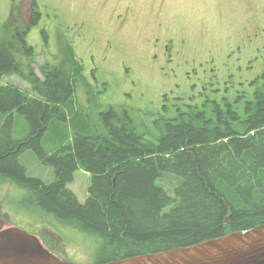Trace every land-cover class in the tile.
Returning a JSON list of instances; mask_svg holds the SVG:
<instances>
[{"label": "trees", "instance_id": "16d2710c", "mask_svg": "<svg viewBox=\"0 0 264 264\" xmlns=\"http://www.w3.org/2000/svg\"><path fill=\"white\" fill-rule=\"evenodd\" d=\"M30 9L35 22L41 13L36 0ZM28 27L9 21L0 37V79L18 75L36 93L0 85V177L25 189L26 209L96 237L97 263L190 246L264 223V72L237 87L205 83L167 101L157 114L147 113L151 123L140 109L114 107L99 111L94 121L73 105L84 77L71 44L63 63L39 67L41 78ZM66 110L75 114L77 133L67 145L47 151L49 123L65 120ZM16 113L30 127L19 139L12 134ZM28 149L54 169L53 182L28 175L19 161ZM80 168L91 174L85 202L69 187ZM166 174L179 180L172 193L160 183Z\"/></svg>", "mask_w": 264, "mask_h": 264}, {"label": "rangeland", "instance_id": "374dc122", "mask_svg": "<svg viewBox=\"0 0 264 264\" xmlns=\"http://www.w3.org/2000/svg\"><path fill=\"white\" fill-rule=\"evenodd\" d=\"M36 1L41 17L27 36L38 54L36 70L43 78L41 65L63 63L68 58L66 46L70 43L73 54L82 63L84 77L78 82L73 105L81 109L79 114L93 117L94 121H98L99 111L114 107L120 111L140 109V115L151 123L146 114L158 113L161 97L169 88L176 86L179 92H184L185 86L177 85L199 80V66L201 70L207 69L206 59L214 56L221 63L223 55L236 51L239 46L243 52H249L245 48L249 38L264 34V0ZM33 3L34 0H0V37L5 35L3 27L9 21L19 27L32 22L30 4ZM165 41L175 50L181 42L180 50L171 57L167 55L158 67L160 59L156 61L153 55H157V48L166 45ZM107 45L109 49L114 48L109 54L105 52ZM236 56L240 57L235 53L228 60L231 62ZM193 65L198 72L190 69ZM91 72H95V85ZM4 84L36 95L31 84L18 75L4 76L0 85ZM65 114V120L55 118L49 123L43 138L47 151L67 145L77 133L73 123L75 114L71 115L68 110ZM29 133L28 121L16 113L13 137L19 139ZM19 161L28 175L40 177L46 183L55 180L54 169L44 164L32 149L24 151ZM90 182L91 174L86 170L80 168L75 172L70 188L82 202L87 199ZM178 182L173 174H166L160 180L171 193ZM24 197L25 189L0 177V206L4 205L5 209L0 217L5 219L4 227L16 226L37 234L61 259L97 263L96 237L61 224L41 211H29Z\"/></svg>", "mask_w": 264, "mask_h": 264}, {"label": "water", "instance_id": "95a60500", "mask_svg": "<svg viewBox=\"0 0 264 264\" xmlns=\"http://www.w3.org/2000/svg\"><path fill=\"white\" fill-rule=\"evenodd\" d=\"M0 221V264H264V223L200 243L107 263L61 259L41 237Z\"/></svg>", "mask_w": 264, "mask_h": 264}, {"label": "flooded vegetation", "instance_id": "af4514ba", "mask_svg": "<svg viewBox=\"0 0 264 264\" xmlns=\"http://www.w3.org/2000/svg\"><path fill=\"white\" fill-rule=\"evenodd\" d=\"M41 15V13H40ZM41 17V16H39ZM38 17V19H39ZM37 19V20H38ZM31 20H32V14H31ZM35 19V23L30 22L28 30L30 32L31 28L33 25H35L38 21ZM37 21V22H36ZM27 26V25H25ZM28 32V34H29ZM258 33V32H257ZM256 33V34H257ZM28 36V35H27ZM250 37V35L248 36V38ZM245 38L244 40L248 39ZM257 39V42L254 43L253 41ZM172 41V40H171ZM249 44L245 46L246 49H249V52H243L242 47L239 46L238 49L236 51H232L230 50L229 53H227L224 57V60L220 63V62H216V58L214 56H211L209 59H206V63L208 64L207 69H200L199 66V74L197 76V79L199 80H192L186 83H180L177 86H185L186 90L184 92H179V90L177 89V87H171L169 88L161 97L162 98V103L161 105H166L167 101L170 102V100H176L179 97H183L181 95L187 94V96L191 95L193 89H197L198 86L201 88L205 83L208 84L210 83L212 86L216 85L217 87H231V86H235L237 87V85L239 83H242L244 79H251L256 77L257 75H261L262 72H264V35H261L258 33L257 37L255 38V35L252 36L251 38H249ZM165 46H162L160 48H157L156 54L157 55H153V57L156 59V61H158V67H160L163 62L165 61V58L167 55H169V57H171L172 54L176 53V50H180L179 47L181 46V42H180V46L179 43L177 44V49H172V45L171 43H169V41H165ZM108 47V45H107ZM241 48V49H240ZM114 48L112 47L111 49H109V47L107 49H105L106 54H109L112 52ZM155 50V49H154ZM232 51V52H231ZM235 53H238L240 55V57H234L231 59V62L228 60V57H231L232 55H234ZM242 54H244V57L242 56ZM222 57V58H223ZM159 58V59H158ZM106 59V58H104ZM180 63L182 64L183 61H180ZM196 67L195 65H193L192 68ZM159 69V68H158ZM189 69V70H190ZM194 71V69L192 70ZM195 73L198 72L194 71ZM204 74V76L201 74ZM208 73H210L208 75ZM91 74L94 75V85H95V72H91ZM234 76V78H233ZM216 81H215V79ZM214 79V80H213ZM93 85V83H91ZM172 85V82L170 84V86ZM177 89V90H176ZM3 198V196H2ZM4 205L0 206V212H2V214L4 215ZM5 219L3 217H0V221H4Z\"/></svg>", "mask_w": 264, "mask_h": 264}, {"label": "crops", "instance_id": "0c3cea01", "mask_svg": "<svg viewBox=\"0 0 264 264\" xmlns=\"http://www.w3.org/2000/svg\"><path fill=\"white\" fill-rule=\"evenodd\" d=\"M69 187H70V185H69ZM77 194V193H76Z\"/></svg>", "mask_w": 264, "mask_h": 264}]
</instances>
